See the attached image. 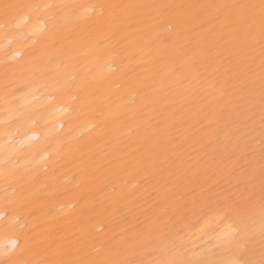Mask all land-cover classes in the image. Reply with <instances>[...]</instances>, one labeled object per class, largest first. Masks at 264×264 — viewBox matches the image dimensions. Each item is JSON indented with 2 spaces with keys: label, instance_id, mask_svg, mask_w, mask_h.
<instances>
[{
  "label": "bare ground",
  "instance_id": "bare-ground-1",
  "mask_svg": "<svg viewBox=\"0 0 264 264\" xmlns=\"http://www.w3.org/2000/svg\"><path fill=\"white\" fill-rule=\"evenodd\" d=\"M0 264H264V0H0Z\"/></svg>",
  "mask_w": 264,
  "mask_h": 264
},
{
  "label": "snow or ice",
  "instance_id": "snow-or-ice-1",
  "mask_svg": "<svg viewBox=\"0 0 264 264\" xmlns=\"http://www.w3.org/2000/svg\"><path fill=\"white\" fill-rule=\"evenodd\" d=\"M10 7H13V6H11V5H7V4L4 5L5 10H7V9L10 8Z\"/></svg>",
  "mask_w": 264,
  "mask_h": 264
}]
</instances>
